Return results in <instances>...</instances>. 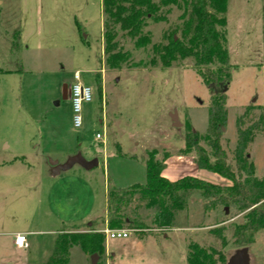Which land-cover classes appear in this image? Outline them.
Returning <instances> with one entry per match:
<instances>
[{
    "label": "rangeland",
    "instance_id": "374dc122",
    "mask_svg": "<svg viewBox=\"0 0 264 264\" xmlns=\"http://www.w3.org/2000/svg\"><path fill=\"white\" fill-rule=\"evenodd\" d=\"M207 4L217 12L214 0ZM189 10L172 3L161 6L156 12L160 19H147L141 29L143 43L118 32L117 49L127 56L118 67H111L104 61L101 0H0V68L14 69L17 61L22 69L0 73V261L45 264L64 221L78 219L89 209L104 216V190L144 184V163L130 155L165 161L162 175L169 180L193 175L229 183L197 167L194 146L187 147L182 138L190 129L196 131L198 146L211 153L210 93L193 67V58L162 66L154 50L171 33L186 41L183 28ZM224 16V44L233 69L219 143L234 165L238 119L246 127L261 115L262 128L244 153L264 184V0H227ZM15 29L20 32V49L11 54L8 34ZM75 71L92 89V99L81 105L77 128L69 98L60 95L63 83L73 82ZM96 132L101 139L95 138ZM116 147L124 154H118ZM91 151L98 158L89 180L95 186L92 199L80 188L65 194L59 184L50 186L52 179L10 162L17 155L33 164L39 154L63 160ZM77 170L82 169L75 164L60 177L75 180ZM146 202L138 194L127 197L129 222L120 226L132 230L126 238L106 237L108 227L97 222L104 249L96 264H187L191 245L205 250L215 245L208 232L214 226L223 227L227 243L220 251L225 261L241 248L234 243L233 232L243 222L244 211L195 190L184 208L171 209L165 202L171 211L167 221L158 204ZM18 231L26 236L25 249L12 243ZM246 246L249 264H264V228ZM91 254L73 245L66 264H91Z\"/></svg>",
    "mask_w": 264,
    "mask_h": 264
},
{
    "label": "trees",
    "instance_id": "16d2710c",
    "mask_svg": "<svg viewBox=\"0 0 264 264\" xmlns=\"http://www.w3.org/2000/svg\"><path fill=\"white\" fill-rule=\"evenodd\" d=\"M217 12L208 9L207 0H101L102 10V37L104 61L111 67H118L120 62L126 60L127 53L117 49L118 32H123L131 38L137 37V42L143 43L141 29L147 19H160L156 12L161 6L170 3L190 7L189 18L184 23L183 33L186 41L176 39L174 33L167 37L166 43L155 45L162 66H169L175 59L193 58V67L196 69L202 82L210 93L207 132L212 135L209 140L211 153L203 151L197 144L198 135L191 129L182 138L187 147L194 146L196 156L193 162L197 167L214 172L226 178L228 184L212 183L193 175H183L175 180H169L162 175L165 161L156 160L152 155H130L131 158L140 159L144 163L146 180L144 184H132L126 188L112 187L108 189L106 204V219L101 218L100 224L108 228H121L129 222L125 214L127 197L138 194L140 198L147 199L146 205L158 204L164 218L169 221L170 210L166 208L168 201L171 209H181L187 204L191 194L198 190L204 198H212L214 202L232 206L244 211L243 222L234 228V243L238 247L250 244L256 232L264 228V184L254 175L251 162L244 153L248 144L253 141L255 134L262 128L260 115L252 124L242 127L241 118L237 121V144L234 149V165L228 160L226 151L219 143V132L225 122L226 88L232 74V64L229 63L228 52L225 47L226 18L224 13L227 0H214ZM162 18V17H161ZM9 52L16 54L20 49V32L18 29L9 34ZM21 66L15 61L14 69L4 72H20ZM247 113V112H246ZM116 152L124 154L119 147ZM92 222L88 230L68 231L61 229L56 234L52 251L45 264H66L69 259V250L78 245L82 251L100 254L103 249L104 234L96 230ZM135 225H139L136 223ZM214 236L215 245L205 250L193 244L186 257L187 264H225V257L220 251L227 241L223 235L222 226L208 229ZM214 255L217 258L214 259Z\"/></svg>",
    "mask_w": 264,
    "mask_h": 264
},
{
    "label": "crops",
    "instance_id": "0c3cea01",
    "mask_svg": "<svg viewBox=\"0 0 264 264\" xmlns=\"http://www.w3.org/2000/svg\"><path fill=\"white\" fill-rule=\"evenodd\" d=\"M81 154L86 159H92L94 157L97 158L96 151L95 152H93V151L89 152L88 156L83 154V153H81ZM67 156H65V158L63 160H60L58 158H50L48 160L46 157H45L46 158L45 159L43 156H41L39 154L36 157L37 160H34V163L32 164L23 155L22 156L17 155V156H14L10 160V162L18 161L21 165L20 167L24 168L27 172H32L35 174L39 173V174H42L43 177H47V179H52V180H49L50 186L59 184L58 186H61V188L64 187L62 189V192L65 194H67V193L70 194L71 191L76 192L80 188L81 190H85L87 195H89L90 198L91 197L93 198L95 186H93L90 181H91V178L93 176V174H92L93 168L98 166V158H97V165L90 168V169H84L83 167L81 168V166H80V169H82V170H77L76 179L72 180V178H70V177H66V176L60 177L62 170H60L59 172L56 173L53 170V166L50 164V160L55 161L57 164H61L66 160ZM71 168H69V169H71ZM57 176L60 177L58 180L56 178ZM54 179H56V180H54ZM107 193H108V190H104V201H103L104 202V209H103L104 216H102L101 213H91V210L89 209L90 211L89 210L86 211L78 219H75V220L68 219V221L66 222L67 224H65V221L64 222L62 221L64 224H62L61 226H63V227H59V229H57L56 233L61 231V229H65L68 231H79V230H82V228H84V227H90L92 222H95L97 224V222H100L101 218L106 219ZM71 220H73V221H71ZM96 224H95V226H96ZM103 226H105V225H103ZM17 233H21V232H19V231L15 232L14 235ZM13 238H14V236H13ZM12 243H13V240H12ZM0 264H8V263L5 262L4 260H1Z\"/></svg>",
    "mask_w": 264,
    "mask_h": 264
},
{
    "label": "built area",
    "instance_id": "2783aa9c",
    "mask_svg": "<svg viewBox=\"0 0 264 264\" xmlns=\"http://www.w3.org/2000/svg\"><path fill=\"white\" fill-rule=\"evenodd\" d=\"M92 99V89L89 85L83 84L80 81V74L75 71L73 74V82L69 85V100L72 108V124L74 127L81 125V105L84 102H89ZM96 139H101L99 132L95 133ZM106 237L109 238H126L132 230L125 228H105ZM13 244L17 248L25 249L28 242L24 233H17L14 235Z\"/></svg>",
    "mask_w": 264,
    "mask_h": 264
},
{
    "label": "water",
    "instance_id": "95a60500",
    "mask_svg": "<svg viewBox=\"0 0 264 264\" xmlns=\"http://www.w3.org/2000/svg\"><path fill=\"white\" fill-rule=\"evenodd\" d=\"M66 83H63L62 90L64 92V88L66 87ZM64 99H67V96L62 95ZM173 120L176 122V117L172 114ZM175 124V123H174ZM176 126V124H175ZM50 164L53 166L54 172H59L60 170H67L71 168L73 165L78 164L84 169H90L97 165V158L94 157L92 159H86L80 152H76L66 158V160L57 164L55 161L50 160ZM91 264H96L98 255L96 253H92L90 256ZM225 264H249V255L247 246H243L237 249L232 255L229 256Z\"/></svg>",
    "mask_w": 264,
    "mask_h": 264
},
{
    "label": "flooded vegetation",
    "instance_id": "af4514ba",
    "mask_svg": "<svg viewBox=\"0 0 264 264\" xmlns=\"http://www.w3.org/2000/svg\"><path fill=\"white\" fill-rule=\"evenodd\" d=\"M63 94H64L65 96H67V99L69 98V85H68V84H67L66 87L64 88V92H63L62 87H61L60 95H61V98H62V99H64V98L62 97Z\"/></svg>",
    "mask_w": 264,
    "mask_h": 264
}]
</instances>
